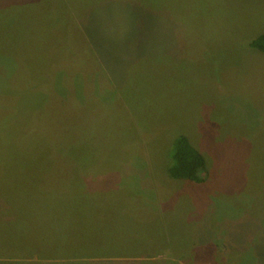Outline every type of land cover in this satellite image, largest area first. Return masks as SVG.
Instances as JSON below:
<instances>
[{
  "label": "rangeland",
  "instance_id": "1",
  "mask_svg": "<svg viewBox=\"0 0 264 264\" xmlns=\"http://www.w3.org/2000/svg\"><path fill=\"white\" fill-rule=\"evenodd\" d=\"M260 34L264 0H0V198L38 218L4 244L3 200L0 264H264ZM180 135L202 184L169 175Z\"/></svg>",
  "mask_w": 264,
  "mask_h": 264
},
{
  "label": "trees",
  "instance_id": "2",
  "mask_svg": "<svg viewBox=\"0 0 264 264\" xmlns=\"http://www.w3.org/2000/svg\"><path fill=\"white\" fill-rule=\"evenodd\" d=\"M249 47L257 50L259 52L264 53V34H260L257 37H255L254 39H252L249 43ZM61 118V117H60ZM53 122L57 123L58 121H56L55 119L52 120ZM72 124H74V121H69ZM30 123V122H28ZM72 126V125H71ZM27 129L28 125H27ZM62 134V137L64 141L61 140L58 142L57 144V148L59 151V154L61 155V157L64 158L66 152H71V151H76L77 150V146H76V142L74 144L72 139H76V138H71L69 137L66 133L65 130ZM59 138V139H60ZM69 138L70 141L67 142L65 139ZM61 142V143H60ZM39 143V142H38ZM47 147V146H46ZM54 147V146H53ZM11 150L8 146H0V170L4 171L3 167L7 166L9 163H11L10 159H16V158H20L21 155L20 153L13 151V155L11 158L7 157V151ZM171 159H172V165L169 168V175L171 176V178L176 179V180H188L191 182H195L198 184H202L206 181L207 177H208V165H207V161L205 156L191 143V141L189 140L188 137H186L185 135H180L178 136L175 141H174V147H173V151H172V155H170ZM13 162V160H12ZM16 162V160H14V163ZM25 163H15V165H22ZM28 164V162H27ZM16 192L10 191L7 194V201H5L4 199L0 198V222H2V220L4 219L3 214H4V210L2 207V203L5 201L8 206H9V211L7 213V218L10 219L9 222L6 223L5 227L2 224V228L5 227V229H9V231L11 232L10 237L11 239H6L5 237H3L4 239V244H10L12 245L13 243H11L12 239H14L15 241H20L16 246H18L19 244H23L24 242V238H26L27 235H24L26 233V231H22V230H29L30 227H35V222L38 221V218L33 215L32 217H34L35 222L33 221V219L31 218V214H29L31 212L32 209V202L31 204H29L28 202L22 201V202H18L17 200V196H16ZM70 194V195H69ZM69 198L71 197V195H76V193H68ZM67 196V194L65 195V197ZM4 200V201H3ZM9 201V202H8ZM11 202V203H10ZM18 203L20 205H18ZM35 207L37 208V210H39L40 212H42L45 215H50V210L48 209H43L41 206L42 203H38V202H33ZM15 207H19V208H13V206ZM61 211V210H58ZM17 215V216H16ZM14 220H16V222L14 223ZM12 229V230H10ZM40 236H38L35 240V242L33 241H28L27 243V247L24 248L25 252H28L29 255H33L34 252H37L34 249V246H37L38 248V240L43 239L44 235L39 234ZM50 246L51 247H55L59 244H61V240L63 239V233L62 231H58L56 233H50ZM61 239V240H60ZM27 240V238H26ZM9 252H12V248L9 250ZM51 252H55L56 255L62 254L63 252H59V251H51Z\"/></svg>",
  "mask_w": 264,
  "mask_h": 264
},
{
  "label": "crops",
  "instance_id": "3",
  "mask_svg": "<svg viewBox=\"0 0 264 264\" xmlns=\"http://www.w3.org/2000/svg\"><path fill=\"white\" fill-rule=\"evenodd\" d=\"M46 235H44L43 238H45ZM49 238V237H48ZM50 239V238H49ZM46 246H50V240H48ZM36 256H39V252L38 253H34ZM129 258V257H128ZM127 259V258H126Z\"/></svg>",
  "mask_w": 264,
  "mask_h": 264
}]
</instances>
